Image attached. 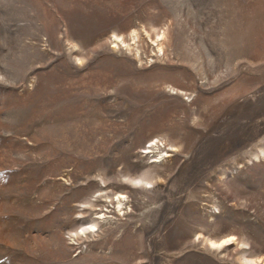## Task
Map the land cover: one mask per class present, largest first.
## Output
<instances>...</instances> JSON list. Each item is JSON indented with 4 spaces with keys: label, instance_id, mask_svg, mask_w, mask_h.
I'll list each match as a JSON object with an SVG mask.
<instances>
[{
    "label": "rangeland",
    "instance_id": "rangeland-1",
    "mask_svg": "<svg viewBox=\"0 0 264 264\" xmlns=\"http://www.w3.org/2000/svg\"><path fill=\"white\" fill-rule=\"evenodd\" d=\"M0 264H264V0H0Z\"/></svg>",
    "mask_w": 264,
    "mask_h": 264
},
{
    "label": "bare ground",
    "instance_id": "bare-ground-1",
    "mask_svg": "<svg viewBox=\"0 0 264 264\" xmlns=\"http://www.w3.org/2000/svg\"><path fill=\"white\" fill-rule=\"evenodd\" d=\"M163 37H164V32L160 35V38H161V39H163ZM160 38H159V39H160ZM159 41H160V40H159ZM228 240H229V239H228ZM230 240H231V239H230ZM225 241H227V240H222V241L219 242L218 244H222V243H224ZM212 243H216V242L213 241Z\"/></svg>",
    "mask_w": 264,
    "mask_h": 264
}]
</instances>
